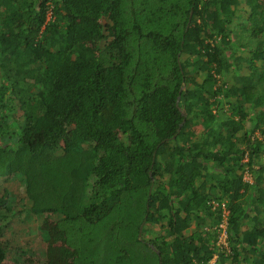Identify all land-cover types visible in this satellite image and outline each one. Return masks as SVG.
I'll use <instances>...</instances> for the list:
<instances>
[{"label": "trees", "instance_id": "16d2710c", "mask_svg": "<svg viewBox=\"0 0 264 264\" xmlns=\"http://www.w3.org/2000/svg\"><path fill=\"white\" fill-rule=\"evenodd\" d=\"M262 158L264 0H0V179L56 264H264Z\"/></svg>", "mask_w": 264, "mask_h": 264}, {"label": "rangeland", "instance_id": "374dc122", "mask_svg": "<svg viewBox=\"0 0 264 264\" xmlns=\"http://www.w3.org/2000/svg\"><path fill=\"white\" fill-rule=\"evenodd\" d=\"M225 78L231 81L228 77ZM200 132L199 130L198 135H193L191 131H187L180 137V144L195 140ZM260 161L263 162L264 158ZM245 179L250 180L249 173L245 174ZM44 217L45 215L31 212L24 178L21 175L0 179V226L3 229L1 240L7 251L4 264H56V260L61 262L58 248L63 236L61 233H55V226L47 228L50 234L44 235ZM150 228L157 234L161 233L158 225ZM194 228L192 226L186 232L189 234Z\"/></svg>", "mask_w": 264, "mask_h": 264}, {"label": "built area", "instance_id": "2783aa9c", "mask_svg": "<svg viewBox=\"0 0 264 264\" xmlns=\"http://www.w3.org/2000/svg\"><path fill=\"white\" fill-rule=\"evenodd\" d=\"M213 208L221 207L220 215L221 219L218 223V227L216 228L218 230V237H217V245L228 248V241H227V216L229 211L226 208L225 203H218L216 201H212Z\"/></svg>", "mask_w": 264, "mask_h": 264}, {"label": "crops", "instance_id": "0c3cea01", "mask_svg": "<svg viewBox=\"0 0 264 264\" xmlns=\"http://www.w3.org/2000/svg\"><path fill=\"white\" fill-rule=\"evenodd\" d=\"M209 264H219L218 263V261H217V257L216 256H214L213 257V259L210 261V263ZM226 264H229V262L228 263H226Z\"/></svg>", "mask_w": 264, "mask_h": 264}, {"label": "water", "instance_id": "95a60500", "mask_svg": "<svg viewBox=\"0 0 264 264\" xmlns=\"http://www.w3.org/2000/svg\"><path fill=\"white\" fill-rule=\"evenodd\" d=\"M184 115H186L185 113H184ZM182 125V124H181ZM173 138H175V136L173 137ZM158 253H159V251H157Z\"/></svg>", "mask_w": 264, "mask_h": 264}]
</instances>
